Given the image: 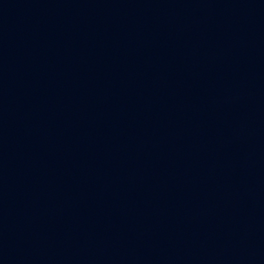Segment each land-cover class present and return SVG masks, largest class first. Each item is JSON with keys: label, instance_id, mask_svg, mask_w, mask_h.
<instances>
[{"label": "water", "instance_id": "1", "mask_svg": "<svg viewBox=\"0 0 264 264\" xmlns=\"http://www.w3.org/2000/svg\"><path fill=\"white\" fill-rule=\"evenodd\" d=\"M0 264H264V0H0Z\"/></svg>", "mask_w": 264, "mask_h": 264}]
</instances>
